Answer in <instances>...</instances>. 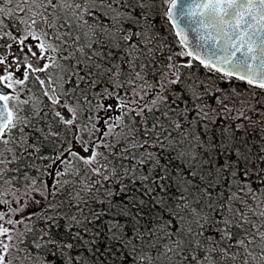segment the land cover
Listing matches in <instances>:
<instances>
[{"label": "snow or ice", "instance_id": "6c2138e0", "mask_svg": "<svg viewBox=\"0 0 264 264\" xmlns=\"http://www.w3.org/2000/svg\"><path fill=\"white\" fill-rule=\"evenodd\" d=\"M0 264H264V0H0Z\"/></svg>", "mask_w": 264, "mask_h": 264}]
</instances>
